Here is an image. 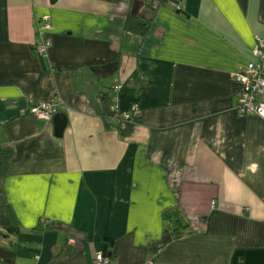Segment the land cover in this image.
Here are the masks:
<instances>
[{
	"label": "crops",
	"instance_id": "0c3cea01",
	"mask_svg": "<svg viewBox=\"0 0 264 264\" xmlns=\"http://www.w3.org/2000/svg\"><path fill=\"white\" fill-rule=\"evenodd\" d=\"M259 39L264 0H0V264H92L106 236L116 264H264V116L236 97Z\"/></svg>",
	"mask_w": 264,
	"mask_h": 264
},
{
	"label": "built area",
	"instance_id": "2783aa9c",
	"mask_svg": "<svg viewBox=\"0 0 264 264\" xmlns=\"http://www.w3.org/2000/svg\"><path fill=\"white\" fill-rule=\"evenodd\" d=\"M180 8V5L178 6ZM38 32L40 40L36 42L34 50L42 55L51 45L52 22L49 15L39 19ZM255 60L249 61L236 73V79L241 83V88L236 93L238 111L241 115L257 114L264 116V40L259 39L252 47ZM136 111V107L131 109ZM130 110V111H131ZM31 111L43 119H49L57 111L54 101H37L31 105ZM130 111L123 112L120 119H133ZM92 264H116L110 257L101 252L95 255Z\"/></svg>",
	"mask_w": 264,
	"mask_h": 264
},
{
	"label": "trees",
	"instance_id": "16d2710c",
	"mask_svg": "<svg viewBox=\"0 0 264 264\" xmlns=\"http://www.w3.org/2000/svg\"><path fill=\"white\" fill-rule=\"evenodd\" d=\"M126 27L129 31H135L136 33H139L140 35H142L146 33L149 27V23L147 21H144L142 18H140L138 13H130L127 18ZM130 112L132 116H134L135 111L131 110ZM119 116H121V114ZM12 154H13V149L11 146H3L1 148V151H0V188L1 189H3V177L6 172V168L8 166L9 159L12 156ZM164 218L167 223L166 231L170 232L175 238L183 235L184 232H186L185 228L190 226V224L186 221L184 216L178 211H168L164 214ZM102 242L103 244H102V249L100 252L104 256L110 257L111 259H113L112 248L114 245V239L106 236L103 238Z\"/></svg>",
	"mask_w": 264,
	"mask_h": 264
},
{
	"label": "water",
	"instance_id": "95a60500",
	"mask_svg": "<svg viewBox=\"0 0 264 264\" xmlns=\"http://www.w3.org/2000/svg\"><path fill=\"white\" fill-rule=\"evenodd\" d=\"M137 8H138V3L136 2L134 7H133V9H132V11L135 12L137 10Z\"/></svg>",
	"mask_w": 264,
	"mask_h": 264
}]
</instances>
